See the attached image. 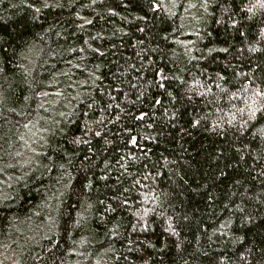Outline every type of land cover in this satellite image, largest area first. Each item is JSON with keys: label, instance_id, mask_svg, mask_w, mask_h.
Returning a JSON list of instances; mask_svg holds the SVG:
<instances>
[{"label": "trees", "instance_id": "16d2710c", "mask_svg": "<svg viewBox=\"0 0 264 264\" xmlns=\"http://www.w3.org/2000/svg\"><path fill=\"white\" fill-rule=\"evenodd\" d=\"M256 91L258 0H0V246L15 264H264Z\"/></svg>", "mask_w": 264, "mask_h": 264}, {"label": "snow or ice", "instance_id": "6c2138e0", "mask_svg": "<svg viewBox=\"0 0 264 264\" xmlns=\"http://www.w3.org/2000/svg\"><path fill=\"white\" fill-rule=\"evenodd\" d=\"M259 4L261 7H264V0H258ZM47 6V5H45ZM152 7L154 8H159L160 5L159 4H152ZM248 11H252L251 8L248 9ZM255 96L256 97H264V92L261 91H256L255 92ZM241 113H243L245 111V109H240L239 110ZM247 111H248V116L249 119L253 118L256 116L257 112H264V103H261L258 107H257V100H252V103L247 105ZM85 128L87 130V124H85ZM96 136H99L100 133L97 131L95 132ZM81 139L80 138H74L73 143H80ZM86 142V141H85Z\"/></svg>", "mask_w": 264, "mask_h": 264}, {"label": "rangeland", "instance_id": "374dc122", "mask_svg": "<svg viewBox=\"0 0 264 264\" xmlns=\"http://www.w3.org/2000/svg\"><path fill=\"white\" fill-rule=\"evenodd\" d=\"M44 132H45V130L39 131V135L44 134ZM34 145H35V143H34ZM33 149H36V145H35V147ZM34 153L35 152H32L31 156ZM31 230L34 232V229L30 228L29 231L31 232ZM13 243L14 242H13V240L11 238H7V240L5 241V244L0 246V264H15L16 263L17 258H18L17 255L19 253V250L18 249L12 250V249H10L8 247V245H11Z\"/></svg>", "mask_w": 264, "mask_h": 264}]
</instances>
